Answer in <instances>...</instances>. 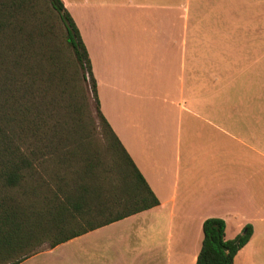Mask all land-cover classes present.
I'll return each mask as SVG.
<instances>
[{
  "label": "crops",
  "instance_id": "obj_1",
  "mask_svg": "<svg viewBox=\"0 0 264 264\" xmlns=\"http://www.w3.org/2000/svg\"><path fill=\"white\" fill-rule=\"evenodd\" d=\"M61 1L100 112L159 205L19 264H195L208 218L226 240L251 226L233 264H264V0Z\"/></svg>",
  "mask_w": 264,
  "mask_h": 264
},
{
  "label": "trees",
  "instance_id": "obj_2",
  "mask_svg": "<svg viewBox=\"0 0 264 264\" xmlns=\"http://www.w3.org/2000/svg\"><path fill=\"white\" fill-rule=\"evenodd\" d=\"M63 112L66 122L56 117ZM93 117L114 156L109 169L85 133ZM157 205L100 112L87 50L62 1L0 0V264ZM202 234L195 264H233L252 228L226 240L225 222L208 218Z\"/></svg>",
  "mask_w": 264,
  "mask_h": 264
},
{
  "label": "rangeland",
  "instance_id": "obj_3",
  "mask_svg": "<svg viewBox=\"0 0 264 264\" xmlns=\"http://www.w3.org/2000/svg\"><path fill=\"white\" fill-rule=\"evenodd\" d=\"M182 5V4H181ZM185 9H187V6H189V3L185 4ZM190 12H191V22L195 28V39L197 44H202L204 41V34H203V16H204V4L202 2H191L190 3ZM63 99L66 100V96L63 97ZM67 102V101H66ZM62 105V104H61ZM58 121L66 122L67 119V113L63 112L59 115H56ZM85 125L84 128L86 130L85 133H87L88 140L91 142V144L98 149V151L101 154V161L103 163V167L106 169H109L112 161L114 159L113 154L107 149L106 146V140L104 131L98 124V120L96 117H93V119H84ZM53 164H50V162H46V164L43 165V168H47L46 172L50 175L53 173ZM172 240L171 245L174 247L176 244V239L179 237L181 231L176 225V220L173 222L172 226ZM165 235V233H164ZM31 264V263H28Z\"/></svg>",
  "mask_w": 264,
  "mask_h": 264
}]
</instances>
